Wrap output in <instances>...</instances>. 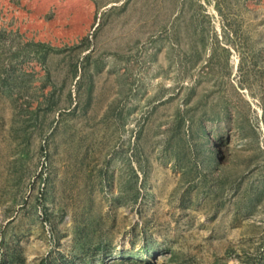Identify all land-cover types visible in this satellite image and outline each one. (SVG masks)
Wrapping results in <instances>:
<instances>
[{"label":"rangeland","instance_id":"1","mask_svg":"<svg viewBox=\"0 0 264 264\" xmlns=\"http://www.w3.org/2000/svg\"><path fill=\"white\" fill-rule=\"evenodd\" d=\"M85 1L0 32V264H264V0Z\"/></svg>","mask_w":264,"mask_h":264},{"label":"crops","instance_id":"2","mask_svg":"<svg viewBox=\"0 0 264 264\" xmlns=\"http://www.w3.org/2000/svg\"><path fill=\"white\" fill-rule=\"evenodd\" d=\"M61 1L64 4L59 6ZM76 12L83 14L81 23L89 21L90 3L85 0H0V32L10 35L17 46L30 42L54 46L58 27L60 24L65 27L69 22L73 28Z\"/></svg>","mask_w":264,"mask_h":264},{"label":"trees","instance_id":"3","mask_svg":"<svg viewBox=\"0 0 264 264\" xmlns=\"http://www.w3.org/2000/svg\"><path fill=\"white\" fill-rule=\"evenodd\" d=\"M151 249H152V247H148V248H146V251H149ZM128 260H130V259L122 258L120 260H114L112 262H107L106 260L101 259L99 264H126ZM41 264H48V263H45V261H42Z\"/></svg>","mask_w":264,"mask_h":264}]
</instances>
